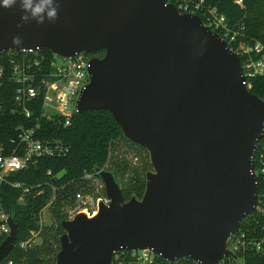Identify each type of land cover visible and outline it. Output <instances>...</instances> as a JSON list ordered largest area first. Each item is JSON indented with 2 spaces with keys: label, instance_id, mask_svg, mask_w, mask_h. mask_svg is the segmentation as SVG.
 I'll return each instance as SVG.
<instances>
[{
  "label": "water",
  "instance_id": "obj_1",
  "mask_svg": "<svg viewBox=\"0 0 264 264\" xmlns=\"http://www.w3.org/2000/svg\"><path fill=\"white\" fill-rule=\"evenodd\" d=\"M58 2L54 22L0 9V52L38 48L68 60L103 51L90 62L79 114L109 112L153 170L143 196L126 200L114 175L96 169L110 202L92 218L61 222L55 264H112L121 250L152 251L169 264L234 257L227 240L258 209L252 158L264 134V102L247 89L240 57L164 0ZM8 222L0 263L16 241Z\"/></svg>",
  "mask_w": 264,
  "mask_h": 264
},
{
  "label": "trees",
  "instance_id": "obj_2",
  "mask_svg": "<svg viewBox=\"0 0 264 264\" xmlns=\"http://www.w3.org/2000/svg\"><path fill=\"white\" fill-rule=\"evenodd\" d=\"M216 1L220 12L228 18L231 25L239 23L243 26L245 43H260L264 47V0H243V7L235 5L234 0ZM44 53L52 57L49 50H44ZM96 54L102 58L103 51ZM248 90L264 102V76L252 78ZM12 105L10 95L7 109L0 113V147L5 154H11L17 148L18 127H33L41 112L38 107L34 117L27 119L17 113ZM39 122L40 128L36 137L44 141L57 140L68 151L63 157L40 158L29 169L10 175L9 180L20 183L22 188L16 189L8 185L2 187L0 199L17 225V235L14 248L0 264H55L54 259H48L54 251L51 247L58 233L62 231L61 222L66 220L65 205L71 203L74 194L85 186L82 181L84 172H93L96 169L111 172L126 200L132 197L140 199L144 194L146 172L129 169L128 164L118 160L116 155H112L108 161L109 154L115 152L114 143L122 141L130 144L109 112L87 111L78 114L68 127H63L60 120L41 119ZM131 145L134 146L132 143ZM23 188H28L29 191L24 193ZM50 202L51 213L57 219L56 234L51 232L52 228L39 225V214ZM31 232L41 237L40 243L21 248L20 244L30 238ZM238 234H244L246 246L236 257H242L244 264H264V205L259 204V209L241 223ZM261 241L262 249L258 251L255 243ZM119 255H123L121 260L114 261L113 264H137L130 257V251H122ZM158 262L169 264L160 259ZM171 264L195 263L181 259ZM221 264H235V260L225 259Z\"/></svg>",
  "mask_w": 264,
  "mask_h": 264
},
{
  "label": "built area",
  "instance_id": "obj_3",
  "mask_svg": "<svg viewBox=\"0 0 264 264\" xmlns=\"http://www.w3.org/2000/svg\"><path fill=\"white\" fill-rule=\"evenodd\" d=\"M164 3L174 6L181 14L199 17L205 27L217 34L226 47L240 57L247 89L250 87L252 78L264 76V47L260 43L252 45L245 43L243 26L239 23L231 25L228 18L220 12L216 0H164ZM243 3V0H234V4L239 7H243ZM44 50L37 48L0 52V113L7 109L10 95L13 109L25 118L34 117L35 109L38 107L41 111L33 127L26 129L18 127L17 150L15 149L11 154H5L0 147V193L4 185L16 189L22 188L20 183H12L9 180L10 175L29 169L36 165L40 158H58L66 155L68 149L59 141H44L36 137L40 128L39 121L41 119L60 120L63 127L71 125L72 119L79 114L80 96L90 82L88 73L90 62L94 58H99L96 53H79L68 60H60L53 54L52 57L46 55ZM114 144L115 152L109 154L108 161L112 155H116L118 160L129 163L132 168L138 169L142 166L141 157L129 151L128 143L121 141ZM252 161L255 184L258 189L259 209V204L264 205V134L257 143ZM47 174L50 175V172ZM82 181L85 183L84 188L74 194L71 203L65 205L64 214L68 220L74 219L78 214L92 218L97 215L100 203L108 206L110 202L99 172L96 170L84 172ZM22 191L26 193L29 189L23 188ZM51 204L52 202L48 203L41 212L44 209L50 212ZM9 216L0 199V242L10 233ZM40 221L39 225L42 227ZM30 235L29 240L20 244L21 248H26L37 233L31 232ZM262 243V241L255 243L256 250L262 249ZM245 246L244 234L236 233L230 236L226 248L234 257L226 259H234L235 264H244L243 258L236 255L243 252ZM122 251L129 250L115 253L112 264L114 261L121 260L123 255L119 253ZM130 257L137 264H160L158 262L160 258L148 250L130 251Z\"/></svg>",
  "mask_w": 264,
  "mask_h": 264
},
{
  "label": "clouds",
  "instance_id": "obj_4",
  "mask_svg": "<svg viewBox=\"0 0 264 264\" xmlns=\"http://www.w3.org/2000/svg\"><path fill=\"white\" fill-rule=\"evenodd\" d=\"M19 8L21 12L20 20L27 22L30 18L37 23H43L45 16L49 22H54L58 16V0H0V9ZM14 44H18V38L13 39Z\"/></svg>",
  "mask_w": 264,
  "mask_h": 264
},
{
  "label": "rangeland",
  "instance_id": "obj_5",
  "mask_svg": "<svg viewBox=\"0 0 264 264\" xmlns=\"http://www.w3.org/2000/svg\"><path fill=\"white\" fill-rule=\"evenodd\" d=\"M135 146V145H134ZM133 145L128 144V148H129V151H133L135 153H137L141 159H142V166H139L138 169L137 168H132L129 163H128V167L129 169H132V170H138V171H141L144 173V172H149V171H152V167H151V164H150V159H149V155L148 153L141 147L137 146L136 148L134 147ZM111 169V168H110ZM117 170V169H114V171ZM118 174V172H116ZM145 173V174H146ZM41 213V216L39 217V220H41V226L44 227V228H52L53 230L51 232L53 233H57L56 232V223H57V219L55 218V216L53 215V212L51 213V210L50 212L48 211V209H44ZM40 215V214H39ZM54 216V217H53ZM56 221H55V219ZM68 220V219H66ZM63 229L62 231H60L56 237V240L55 242L53 243L52 245V249H54L53 251V254L51 253L49 255V258L48 259H54L55 262H56V255L58 253V251L60 250V245H59V237L61 236V234H63ZM30 239V238H29ZM28 239V240H29ZM41 241V237L39 236H36V237H33L31 240H30V243L29 245H36V244H39ZM224 261V260H223ZM222 261V262H223Z\"/></svg>",
  "mask_w": 264,
  "mask_h": 264
}]
</instances>
